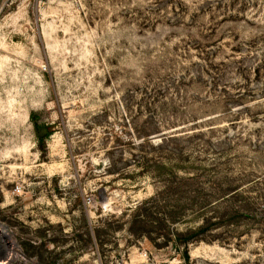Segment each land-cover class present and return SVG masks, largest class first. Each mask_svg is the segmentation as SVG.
Returning <instances> with one entry per match:
<instances>
[{"label":"rangeland","instance_id":"obj_1","mask_svg":"<svg viewBox=\"0 0 264 264\" xmlns=\"http://www.w3.org/2000/svg\"><path fill=\"white\" fill-rule=\"evenodd\" d=\"M117 259L264 264V0H0V264Z\"/></svg>","mask_w":264,"mask_h":264},{"label":"trees","instance_id":"obj_2","mask_svg":"<svg viewBox=\"0 0 264 264\" xmlns=\"http://www.w3.org/2000/svg\"><path fill=\"white\" fill-rule=\"evenodd\" d=\"M34 120V118H33ZM35 129L37 132V140L38 143L41 145V149L46 150L47 149V136L50 134V131H48V125L47 124H41L35 121L34 123Z\"/></svg>","mask_w":264,"mask_h":264},{"label":"built area","instance_id":"obj_3","mask_svg":"<svg viewBox=\"0 0 264 264\" xmlns=\"http://www.w3.org/2000/svg\"><path fill=\"white\" fill-rule=\"evenodd\" d=\"M115 262H116L115 264H128L127 261H124L123 259L122 260L117 259Z\"/></svg>","mask_w":264,"mask_h":264}]
</instances>
